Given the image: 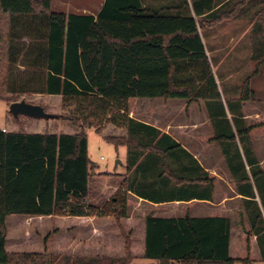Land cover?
<instances>
[{
	"label": "trees",
	"instance_id": "obj_1",
	"mask_svg": "<svg viewBox=\"0 0 264 264\" xmlns=\"http://www.w3.org/2000/svg\"><path fill=\"white\" fill-rule=\"evenodd\" d=\"M51 1L0 0V100L10 105L16 96L43 94L79 101L82 130L56 135L0 129V264H132L134 259L158 264L264 261V167L250 139L264 132V122L247 126L243 114L234 134L229 131L226 136L221 131L208 139L219 143L234 187L249 198L244 200L248 225L242 219L238 222L242 249L236 257L229 255L230 220L221 215H128L129 193L155 203L211 197L214 177L204 172L199 177L192 175L194 169H202L179 144L129 115L139 99H177L188 105L201 100L207 111L220 102L199 30L228 19L231 12L216 9L215 0H190L194 16L167 12L174 8L149 11L139 0H104L94 17L55 13ZM187 7L184 1L178 9ZM26 37L30 38L27 43L22 40ZM20 68H24L21 73ZM19 73L28 76L27 80L21 81ZM251 95L247 79L240 97L242 105ZM212 117L209 114L210 121ZM103 121L127 131L126 137L104 139L115 147L127 148L129 174L110 201L100 206L88 200L90 179L97 175V169L89 159L84 130L100 134ZM74 124L71 122L72 127ZM235 136L244 140L245 164L237 148L236 158L229 155L226 140L236 146ZM255 194L262 210L254 201ZM11 216L110 220L115 230L109 232V239L121 247L117 252L104 242L94 255L10 251L6 220ZM253 236L260 260L251 253Z\"/></svg>",
	"mask_w": 264,
	"mask_h": 264
},
{
	"label": "rangeland",
	"instance_id": "obj_2",
	"mask_svg": "<svg viewBox=\"0 0 264 264\" xmlns=\"http://www.w3.org/2000/svg\"><path fill=\"white\" fill-rule=\"evenodd\" d=\"M68 1L73 5L75 0ZM81 1L77 0L76 2L80 3ZM241 1L234 0L228 6L222 7L223 13L231 12L228 19L199 30L208 52L207 56L218 85L221 100L219 103L212 104L209 111L205 109L204 102L201 100L190 105L195 109L194 117L196 119L197 115H204L207 118L209 114L213 116L211 119L213 135L221 131L226 136L229 135V131L234 134L235 128H238V117L242 114L247 126L264 122V0H243L245 1L243 5H241ZM61 2L62 0H52L51 10L55 13H69L68 8L62 9L59 6ZM22 40L27 43L30 38L26 37ZM23 70L24 68H20L18 72L21 73ZM20 73L21 81L27 80L28 76ZM247 79H249L252 95L250 100L242 105L240 97L243 84ZM13 98L16 102L24 101L41 106L47 113L59 117L45 119L18 116L15 119L9 111V104L0 100V129H5L7 133L60 135L76 134L82 130V122L79 119L81 114L79 101H64L60 96L43 94L22 95ZM186 108L187 101L185 100L139 99L134 103L132 111L137 119L153 122L154 117H157L161 126H164L165 123L172 126L179 120H185L184 111ZM71 122H74L75 126L72 127ZM240 125L239 123V127ZM99 128L100 134L93 129L84 130L88 141V156L97 169L95 171L97 175L90 179L88 200L90 203L104 206L118 189H115L117 184L111 180L113 174L118 175L127 172L128 161L126 149L123 146L115 147L107 142L104 137H126L127 131L125 128L117 127L106 121L101 122ZM250 139L253 152L258 161L261 162V167H264V132L253 134ZM226 141L229 155L236 158L235 149L237 148L241 160L245 164L242 151L244 140L239 141L236 137V146L232 145L229 140ZM216 144L220 148L219 143ZM217 164L218 167L220 165V168L223 167L226 170L227 165L220 156L217 158ZM246 173H248L247 170ZM230 182L232 183V181ZM251 187L255 190L252 181ZM255 198H257L255 201L259 209L262 210L259 195L255 194ZM128 199L130 202L129 216L137 217L149 211L148 208H142L136 203L138 201L130 193ZM235 205L237 206V204ZM244 209L247 217L246 204ZM237 224L234 228L239 231V228L236 227ZM6 229L7 249L14 252H41L44 250L48 254L94 255L98 247L104 245V242H107L117 252L121 247L117 241L109 239V232L115 230V224L110 220L97 222L92 218L74 220V218L54 217L20 219L17 216H11L6 220ZM46 237L47 240L44 243ZM132 263L158 264L152 260H132ZM256 264H264V261Z\"/></svg>",
	"mask_w": 264,
	"mask_h": 264
},
{
	"label": "crops",
	"instance_id": "obj_3",
	"mask_svg": "<svg viewBox=\"0 0 264 264\" xmlns=\"http://www.w3.org/2000/svg\"><path fill=\"white\" fill-rule=\"evenodd\" d=\"M76 1L77 0H75L74 3H72L73 5H71V2H69L68 0H62V2L60 3L61 5L59 6H61L62 9L64 8L69 9L70 12L65 14L90 15L96 17L97 14L100 12V9L104 3V0H82L80 3ZM139 1L142 8L147 9L149 11H167L168 9L174 8L176 10L167 11V12L169 14H183V15L194 16L190 5V0H139ZM184 1H186L188 5L187 7L188 10L181 9L182 11H180L178 8L179 6L184 4ZM232 1L234 0H215L216 9L220 7L228 6ZM245 1L242 0L241 5H243ZM51 5H52V1H51ZM201 40L203 42L202 37ZM206 54L208 55L207 51ZM194 114H195V109H193V106L191 107V105H188L187 103V108L184 111L185 120H179L178 122H175V124L172 126L169 123H165L164 126H161L159 124V120L157 119V117H154L153 122H146L144 120L137 119L134 117L133 111L131 112L129 117L145 125H149L153 128L160 130L162 133L167 134L177 144H179L180 147L184 151H186V153H188L202 169V170L194 169L191 172L192 175L199 177L204 172L213 176L214 187L211 197L208 199L192 198L191 200H173V201L155 203L146 200L144 196H136L132 193H130V195L138 201L136 203L142 206V208L149 209L147 213L152 212L156 217L178 218L188 215L192 218H201V217L221 215L223 217L228 218L231 223V240L229 245V255L231 257H236L242 249V245L240 242V236L242 234L240 231H236L234 227L242 218L245 221V223L248 225V220L244 209V205H245L244 200L249 198L242 196L240 192H238L234 187L233 182L232 183L230 182L232 181V178L228 168L225 167L226 168L225 170L222 167V165H221L222 168H220V165L218 167L217 164L218 156L222 158L223 162L224 159L221 150L217 146L216 142L208 141V139L213 136L212 134L213 130L211 128V121L209 117L207 118V116L204 115H200V116L197 115L199 118L197 117L196 119L194 117ZM124 148L126 149V154H127V148L126 147ZM260 163L261 162H259V164ZM246 170H248V168H246ZM128 174L129 172H125L123 174H118V175L113 174V179L111 180L113 183L117 184L115 189H117L121 184L124 183L125 180H127ZM103 179H106V177L105 178L103 177ZM103 179L100 178V180ZM255 199L257 198H254V201ZM235 204H237V206ZM256 240H257L256 236H253L250 239L251 253L257 260H260ZM134 260H144V259H134ZM256 263H262V261H258Z\"/></svg>",
	"mask_w": 264,
	"mask_h": 264
},
{
	"label": "water",
	"instance_id": "obj_4",
	"mask_svg": "<svg viewBox=\"0 0 264 264\" xmlns=\"http://www.w3.org/2000/svg\"><path fill=\"white\" fill-rule=\"evenodd\" d=\"M9 111L14 118L25 116L29 118L55 119V115L47 113L41 106L32 105L24 101L11 103Z\"/></svg>",
	"mask_w": 264,
	"mask_h": 264
},
{
	"label": "built area",
	"instance_id": "obj_5",
	"mask_svg": "<svg viewBox=\"0 0 264 264\" xmlns=\"http://www.w3.org/2000/svg\"><path fill=\"white\" fill-rule=\"evenodd\" d=\"M2 132H6V130L5 129H2Z\"/></svg>",
	"mask_w": 264,
	"mask_h": 264
}]
</instances>
